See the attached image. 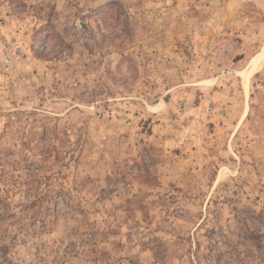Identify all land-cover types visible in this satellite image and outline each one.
<instances>
[{"label":"rangeland","instance_id":"374dc122","mask_svg":"<svg viewBox=\"0 0 264 264\" xmlns=\"http://www.w3.org/2000/svg\"><path fill=\"white\" fill-rule=\"evenodd\" d=\"M263 52L264 0H0V264H264Z\"/></svg>","mask_w":264,"mask_h":264},{"label":"trees","instance_id":"16d2710c","mask_svg":"<svg viewBox=\"0 0 264 264\" xmlns=\"http://www.w3.org/2000/svg\"><path fill=\"white\" fill-rule=\"evenodd\" d=\"M43 195V196H42ZM40 197V199H38V198H36L34 201H32V202H30L31 204H30V206L31 207H33V206H35L36 204H40V207H41V205H44L43 203V201H44V199H46V197H48L47 196V194H42Z\"/></svg>","mask_w":264,"mask_h":264},{"label":"bare ground","instance_id":"6f19581e","mask_svg":"<svg viewBox=\"0 0 264 264\" xmlns=\"http://www.w3.org/2000/svg\"><path fill=\"white\" fill-rule=\"evenodd\" d=\"M262 55H264V52H263V54ZM253 65L250 67V69H254V67H255V64L254 63H252ZM250 69H248V71L247 72H250L251 70Z\"/></svg>","mask_w":264,"mask_h":264}]
</instances>
